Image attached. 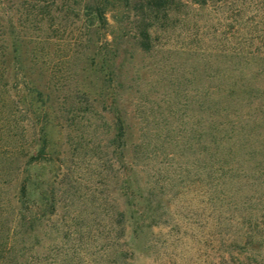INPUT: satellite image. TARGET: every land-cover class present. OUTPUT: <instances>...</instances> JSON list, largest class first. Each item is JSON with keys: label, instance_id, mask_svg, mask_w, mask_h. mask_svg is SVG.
I'll list each match as a JSON object with an SVG mask.
<instances>
[{"label": "rangeland", "instance_id": "obj_1", "mask_svg": "<svg viewBox=\"0 0 264 264\" xmlns=\"http://www.w3.org/2000/svg\"><path fill=\"white\" fill-rule=\"evenodd\" d=\"M115 14L120 12L106 11L102 26L60 15L52 29L42 24L47 41L21 44L24 77L18 95L11 89L4 97L0 116L18 123L9 134L14 142L0 131V206L7 212L20 206L21 170L29 159L21 144L32 142L36 149L46 133L49 146L31 173L42 189L53 191L63 220L74 216L93 234L108 224L106 209L123 208L127 215L142 210V231L130 238L136 250L148 249L147 258L137 256L138 264L261 262L263 256L239 244L247 238L250 212L264 228V206H246L255 188L242 185L241 176L221 173L216 157L219 152L231 160L234 154L231 163L240 164L245 150H232L238 142L259 144L264 137V116L253 122L243 114L235 129L229 131V123L216 128L212 100L217 83L228 84L232 67L222 53L229 22L213 6L180 10L151 28L152 47L145 50L134 25L127 23L124 31ZM34 45L36 54L30 53ZM26 98H33L38 112L33 126ZM13 101L19 103L11 111ZM115 108L126 129L121 153L114 149ZM50 238L42 237L41 246Z\"/></svg>", "mask_w": 264, "mask_h": 264}, {"label": "trees", "instance_id": "obj_2", "mask_svg": "<svg viewBox=\"0 0 264 264\" xmlns=\"http://www.w3.org/2000/svg\"><path fill=\"white\" fill-rule=\"evenodd\" d=\"M211 6L219 9L220 18L229 22L227 46L223 50L225 52H220L225 53L232 66L227 73L228 84L223 86L218 82L216 95L212 100L218 115L217 131L224 128V123H229V131L233 127L235 129L239 124L237 118H243V114L248 116L247 121L256 122L258 117L264 116V0H0V116L5 106L4 97L9 95L11 89H15V95H18L19 79L20 76L24 77L20 75V46L23 41L36 43L37 38L47 41L48 38L41 34L44 22L52 29L60 15L63 19L84 16L91 25L97 23L102 26L107 23L106 11H117L120 15L115 14L113 17L119 28L125 31L129 28L127 23L133 24L135 38L142 48L150 50L151 28L157 23L168 20L180 10L187 14L207 10ZM122 22H126V25ZM100 26L95 28L99 29ZM27 30H37L41 35L30 34ZM113 37L115 39V35ZM36 51L34 45L30 53L36 54ZM26 101L25 114L29 116L33 126V121L39 117L38 112L33 108V98H26ZM13 102L15 106L11 111L19 103ZM114 110L115 140L118 142L114 149L120 150L126 129L117 109ZM42 113L46 117V112ZM6 119L0 117V131L4 129L9 135L14 127H18V123L16 119ZM13 136L14 134L8 136L12 142L15 141ZM262 138L259 144L238 142L240 145L232 149L234 153L238 149L245 150L240 164L231 163L234 154L232 158L227 155L231 160L224 159L226 156H221L219 152L216 156L220 160L218 168L221 173L231 172L230 174L239 178L241 176L242 185L248 189L255 188L253 191L256 193L246 198V206H264V137ZM38 141L36 149L32 142L31 146L27 142L21 144L29 159L25 162L24 170H21L24 176L18 196L20 206L12 207L11 212L0 206V264H138V255L147 258L146 246L136 250L137 245L130 241L131 234H136L134 238L137 239L142 231V210H138L136 215L133 214L134 211L127 215L123 208L115 212L106 209L104 214L108 224L102 230L95 228L93 234L91 230L85 233V227L74 216L70 220H63L64 216L57 215L59 210L58 206H54L53 191L48 189L50 187L42 189L39 180L31 173L34 166L43 161L42 157L49 146L46 133L40 135ZM17 142L15 147L20 152V142ZM245 218L249 231L246 240L239 245L245 252L263 256L261 262L256 259L253 261L264 264L262 219L256 218L252 212ZM96 233L103 238L102 242L94 239ZM47 236H51L50 241L43 247L41 239ZM88 238H92L95 243L88 241ZM50 252L52 256H48Z\"/></svg>", "mask_w": 264, "mask_h": 264}]
</instances>
